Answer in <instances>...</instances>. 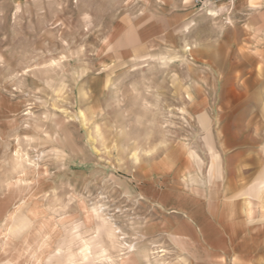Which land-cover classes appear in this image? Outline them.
Masks as SVG:
<instances>
[{"label": "rangeland", "instance_id": "rangeland-1", "mask_svg": "<svg viewBox=\"0 0 264 264\" xmlns=\"http://www.w3.org/2000/svg\"><path fill=\"white\" fill-rule=\"evenodd\" d=\"M222 1L0 0V264L13 225L40 264H264V9Z\"/></svg>", "mask_w": 264, "mask_h": 264}, {"label": "bare ground", "instance_id": "bare-ground-1", "mask_svg": "<svg viewBox=\"0 0 264 264\" xmlns=\"http://www.w3.org/2000/svg\"><path fill=\"white\" fill-rule=\"evenodd\" d=\"M218 2H223V1L219 0ZM199 120L202 123V118L201 119L199 118ZM20 187H21L20 183L12 184V190L13 191L19 190ZM92 210L94 211L96 209L92 208ZM10 227H11V234L12 235L9 238L5 239V244L7 247L6 250L13 253V256H14L13 259L17 260L21 257H24V258L27 257L29 259L30 258L32 259L31 264H40L41 258L39 259V256H41V254L43 253V251L45 249V243L43 242V239H44L43 236H45V234L43 233V231H41V229L31 231L28 234L29 236H27L24 239L25 240L24 243H22V245L16 246L15 245L16 242H15L13 236H15V234L20 233V231L22 230V226L13 225ZM108 236H110L112 239H115L116 235H115V232L113 231V229H109ZM169 237L173 241V243L176 244L177 247L182 248V249H186L188 251V253L192 255V244L187 242L182 236L171 234V235H169ZM31 241H36V242L39 241V243L37 244V247H36L38 249L37 252H34V250L30 249V246H31L30 242ZM124 245H125V250H127V252H131V251L135 250V245L133 243L132 244H124Z\"/></svg>", "mask_w": 264, "mask_h": 264}, {"label": "crops", "instance_id": "crops-1", "mask_svg": "<svg viewBox=\"0 0 264 264\" xmlns=\"http://www.w3.org/2000/svg\"><path fill=\"white\" fill-rule=\"evenodd\" d=\"M251 1L252 0H235V3H234V5H235V8L236 9H243V8H250V7H253V8H256L257 9V11L259 12V11H261V10H263L264 9V0H256V2L258 1V4H255V5H251L250 3H251ZM257 11H256V13H257ZM204 114H200L199 115V117H198V120H199V118L201 119L202 118V123L200 122V125L203 127V128H206L207 127V125H208V122H207V119H206V117L205 116H203ZM200 121V120H199ZM205 136V138H206V141L208 142V144H209V142L211 143V139H210V137L208 136V134L206 133V135H204ZM210 145V144H209ZM208 149L209 150H211L212 152H213V154L214 153H216L214 150H213V148H212V143H211V146L209 147L208 146ZM217 154V153H216ZM212 165L213 166H211L210 167V170L208 171V176L209 177H211V178H216V176H218V173H217V171H216V169H215V163H216V157L214 156V155H212ZM214 160V161H213ZM214 162V163H213ZM253 185V184H252ZM262 186H264V179H262V180H259L258 182H256V183H254V185L253 186H251V188L249 189V191L247 192L250 196H255L256 195V193H257V191H259L261 188H262ZM247 191V188L246 189H244V190H241V191H238V192H236V194H234L235 195V197H237V196H242V195H245V192ZM254 212H255V210H254ZM226 214L227 215H231L232 214V210L231 209H227L226 210ZM254 214V213H253ZM253 214H252V216H253ZM252 216H247V220H249V219H252ZM246 220V221H247Z\"/></svg>", "mask_w": 264, "mask_h": 264}, {"label": "snow or ice", "instance_id": "snow-or-ice-1", "mask_svg": "<svg viewBox=\"0 0 264 264\" xmlns=\"http://www.w3.org/2000/svg\"><path fill=\"white\" fill-rule=\"evenodd\" d=\"M187 2V0H186ZM75 232V229H73ZM100 229H97V232L99 233ZM115 231L118 233L119 229H115ZM79 241V243H78ZM70 245H75L76 247L80 248V253L83 255L84 260H89L91 256L90 249L92 248H99L101 244V240L99 239H93L92 241H82L79 236H76L74 239L68 241ZM81 244L83 245L81 247ZM58 255V254H57ZM52 264H60L58 260H53Z\"/></svg>", "mask_w": 264, "mask_h": 264}, {"label": "built area", "instance_id": "built-area-1", "mask_svg": "<svg viewBox=\"0 0 264 264\" xmlns=\"http://www.w3.org/2000/svg\"><path fill=\"white\" fill-rule=\"evenodd\" d=\"M219 0H192V5L198 11H208L209 6H214V4ZM235 0H225V7L231 9Z\"/></svg>", "mask_w": 264, "mask_h": 264}]
</instances>
